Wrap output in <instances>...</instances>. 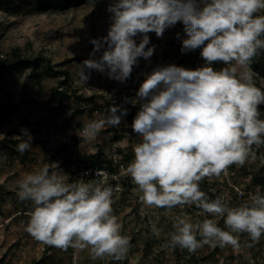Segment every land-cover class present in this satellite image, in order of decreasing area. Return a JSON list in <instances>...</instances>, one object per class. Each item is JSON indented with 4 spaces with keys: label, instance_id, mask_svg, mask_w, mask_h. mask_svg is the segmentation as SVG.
<instances>
[{
    "label": "clouds",
    "instance_id": "obj_1",
    "mask_svg": "<svg viewBox=\"0 0 264 264\" xmlns=\"http://www.w3.org/2000/svg\"><path fill=\"white\" fill-rule=\"evenodd\" d=\"M106 11L107 34L90 38L89 58L77 64L85 84L92 70L125 83L140 59L151 63L156 45L149 33L160 38L177 23L183 25V35L175 34L180 53L199 49L203 61L195 68L158 64L143 74L135 96L124 98V103L138 105L126 125L138 139L125 172L142 193L141 202L166 210L190 205L209 214L195 221L175 216L164 246L190 253L205 245L239 249L242 234L259 243L264 189L257 185L246 201L230 204L223 194L210 197L201 182L255 160L254 146L264 145V87L256 84L252 69L264 50V0H110ZM128 112L113 103L106 114L89 120L81 134L95 138L106 126H119ZM14 137L21 155L32 148L29 129L21 128ZM6 159L0 155V162ZM94 174L101 179L70 181L58 162L24 174L16 196L32 204L25 231L65 251L88 248L94 260L108 256L122 261L131 248L113 207L122 187L108 183L107 171ZM111 179L119 177L111 174Z\"/></svg>",
    "mask_w": 264,
    "mask_h": 264
},
{
    "label": "rangeland",
    "instance_id": "obj_2",
    "mask_svg": "<svg viewBox=\"0 0 264 264\" xmlns=\"http://www.w3.org/2000/svg\"><path fill=\"white\" fill-rule=\"evenodd\" d=\"M101 1L100 6L96 0H89L46 10H32L27 2H20L22 9L17 14L0 10V61L7 63L15 53L45 57L36 68L0 72V133L4 134L0 137V155H7L0 162V264H264V236L259 243H252L247 234H242L239 249L205 245L190 253L164 246L175 216L187 215L195 221L209 214L190 205L167 210L147 206L130 176L125 191L114 195L113 205L122 232L131 237L126 259L114 261L105 256L94 260L88 248L70 247L65 251L35 240L25 231L32 204L16 196L17 181L24 174L53 162L68 174L66 158L74 155L88 162L116 154L130 162L138 138L126 125H131L133 117L125 116L119 126H106L92 139L81 134L84 125L106 114L113 103L127 107L128 114L136 113L138 105L126 104L124 98H133L143 74L158 64L195 68L203 63L199 49L180 53L181 42L175 34L183 35V25L177 23L160 38L149 33L151 44L156 45L151 63L140 59L125 83L92 70L85 84L79 79L77 64L89 58L93 49L90 38L106 35L110 23L106 11L110 0ZM253 72L256 84L264 87V77ZM56 90L61 94H55ZM261 110L264 114V105ZM21 128L29 129L33 136L32 148L22 155L15 150L19 141L14 137ZM254 150L255 160L244 166L232 165L219 178L206 177L201 182L205 191L212 198L223 194L230 204H238L246 201L258 184L264 189V184L255 180L264 177V145L254 146ZM218 223L223 227L222 218Z\"/></svg>",
    "mask_w": 264,
    "mask_h": 264
},
{
    "label": "trees",
    "instance_id": "obj_3",
    "mask_svg": "<svg viewBox=\"0 0 264 264\" xmlns=\"http://www.w3.org/2000/svg\"><path fill=\"white\" fill-rule=\"evenodd\" d=\"M89 0H0V10L3 12H11L13 14H17L19 11H21L22 6L19 4L20 2H24L28 5H31V9H39V10H46L48 8H57L64 5H73L77 3H87ZM97 5H102L101 0H96ZM35 6V7H34ZM34 10V9H32ZM45 57L39 55L36 58H30L25 56H20L18 53H15V57H13L10 61H7V63H4V61H0V72L2 70H11L13 68H36L38 66V62L44 60ZM264 59V50L261 51V53L254 58V62L252 64V69L257 72L259 75L264 77V62L262 60ZM66 74V72H64ZM64 83V82H63ZM132 87V85H129ZM128 86V87H129ZM55 94L60 95V91H55ZM136 113L128 114L127 117L132 118L135 116ZM124 159H127L126 157H123ZM66 161L68 162L67 158ZM103 162H106L105 159L100 158V156L92 161V164L101 165ZM71 179V175L69 177ZM257 182L260 184H264V177H258L255 178ZM202 190L205 191V185H201ZM207 192V191H206ZM208 195L211 197L212 194L207 192Z\"/></svg>",
    "mask_w": 264,
    "mask_h": 264
},
{
    "label": "built area",
    "instance_id": "obj_4",
    "mask_svg": "<svg viewBox=\"0 0 264 264\" xmlns=\"http://www.w3.org/2000/svg\"><path fill=\"white\" fill-rule=\"evenodd\" d=\"M67 160L68 162L66 168L68 170V174L71 175L72 181H75L78 178H83L85 180H99L101 178L96 176L94 173L96 170H103L110 174L108 183H111L112 185L119 183L122 187V191L115 193L114 195H121L125 191V182L127 181L128 176L125 172V168L129 162L126 161L122 155L118 156L113 154V158H107L106 162H103L101 165H94L92 164V161L85 162L83 161L82 156L76 157V155L71 158L68 157ZM111 174L117 175L119 180H112ZM239 196H242V193H239Z\"/></svg>",
    "mask_w": 264,
    "mask_h": 264
}]
</instances>
